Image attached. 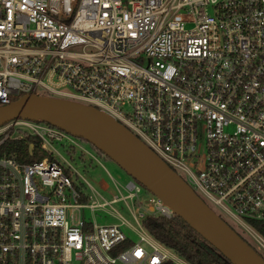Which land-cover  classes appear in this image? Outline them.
<instances>
[{
  "label": "built area",
  "instance_id": "1",
  "mask_svg": "<svg viewBox=\"0 0 264 264\" xmlns=\"http://www.w3.org/2000/svg\"><path fill=\"white\" fill-rule=\"evenodd\" d=\"M31 94L115 120L264 260L249 225L264 222V0H0V106ZM26 136L45 157L21 159ZM83 145L40 120L0 127V264H187L143 228L174 214L136 183L102 204L72 185L75 162L103 157ZM117 201L131 223L83 216Z\"/></svg>",
  "mask_w": 264,
  "mask_h": 264
},
{
  "label": "water",
  "instance_id": "2",
  "mask_svg": "<svg viewBox=\"0 0 264 264\" xmlns=\"http://www.w3.org/2000/svg\"><path fill=\"white\" fill-rule=\"evenodd\" d=\"M17 119L40 120L84 141L168 207L230 264H264L179 176L109 116L90 106L31 94L0 106V127Z\"/></svg>",
  "mask_w": 264,
  "mask_h": 264
},
{
  "label": "rangeland",
  "instance_id": "3",
  "mask_svg": "<svg viewBox=\"0 0 264 264\" xmlns=\"http://www.w3.org/2000/svg\"><path fill=\"white\" fill-rule=\"evenodd\" d=\"M83 147L89 154H94L89 145H83ZM76 156V154L73 155L74 158ZM83 156V162L77 161L73 164V168L75 169L79 178L72 182L73 186H80L81 189H83L86 193V196H89L90 201H95L97 204L109 202L114 197L119 199L120 197L125 196L126 193L124 192L123 188L126 183L132 180L124 172H122L116 165H114L104 156L97 159L99 165L93 162L89 164V156L87 154H84ZM80 179L84 181V184ZM140 192L141 198H143V188H141ZM207 204L210 206L211 210H213L217 215H220L213 206H211L209 203ZM116 214L120 215L126 221L131 223L127 215L125 205L121 201H117L110 206H105L101 209H98L92 214H90L88 211H83V216L85 219L93 220L98 225L116 224L117 221L114 217ZM223 219L238 235H240V237L243 238L244 241H246L248 244H252L251 240L239 226L233 224L227 218L223 217ZM122 231L123 233H127L130 236V240L132 242L136 241L133 235L129 234L125 230Z\"/></svg>",
  "mask_w": 264,
  "mask_h": 264
},
{
  "label": "trees",
  "instance_id": "4",
  "mask_svg": "<svg viewBox=\"0 0 264 264\" xmlns=\"http://www.w3.org/2000/svg\"><path fill=\"white\" fill-rule=\"evenodd\" d=\"M16 99L18 98L14 100ZM30 144L33 145V153H35L33 157L27 154V146ZM13 145L24 162L45 157V154L36 149V141L31 137H23L21 141ZM141 224L153 239L187 264H230L176 216L170 219L148 216L142 220ZM249 225L264 238V222H250Z\"/></svg>",
  "mask_w": 264,
  "mask_h": 264
}]
</instances>
